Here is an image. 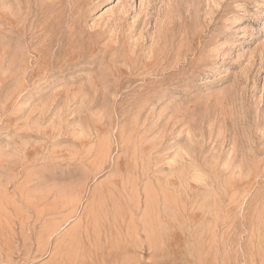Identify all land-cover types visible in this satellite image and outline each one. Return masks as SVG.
Listing matches in <instances>:
<instances>
[{
    "label": "rangeland",
    "instance_id": "obj_1",
    "mask_svg": "<svg viewBox=\"0 0 264 264\" xmlns=\"http://www.w3.org/2000/svg\"><path fill=\"white\" fill-rule=\"evenodd\" d=\"M0 264H264V0H0Z\"/></svg>",
    "mask_w": 264,
    "mask_h": 264
},
{
    "label": "bare ground",
    "instance_id": "obj_2",
    "mask_svg": "<svg viewBox=\"0 0 264 264\" xmlns=\"http://www.w3.org/2000/svg\"><path fill=\"white\" fill-rule=\"evenodd\" d=\"M238 21H239L238 15H235L233 17V21L231 23H229L228 26H234L235 24L238 23ZM249 38H252V35H250ZM89 151H92V150L89 149ZM81 161H83V159H81ZM141 203H142L141 201H139V203H138L139 209L142 207ZM145 207H146V209L149 208V204L147 201L145 202ZM149 220H151V219L149 218ZM133 221L134 220L132 219V222ZM90 224H91V221H90L89 217H87L84 221H82V223H79L78 231L83 238V245L88 246L89 249H92V248H94L95 250L100 249L99 251L103 252V250L105 249L104 243L105 242L109 243L112 241V236H113L112 230L117 229L119 227V225L117 223H113L109 220H107L103 223H99V225H98V222L94 223L93 227H90ZM143 230L147 231L146 227L143 228ZM135 234L138 235L139 232H136Z\"/></svg>",
    "mask_w": 264,
    "mask_h": 264
}]
</instances>
